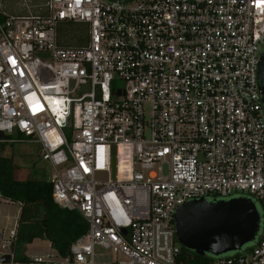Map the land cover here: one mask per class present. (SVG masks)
<instances>
[{
	"label": "built area",
	"instance_id": "obj_1",
	"mask_svg": "<svg viewBox=\"0 0 264 264\" xmlns=\"http://www.w3.org/2000/svg\"><path fill=\"white\" fill-rule=\"evenodd\" d=\"M23 1L0 0V143L38 142L54 201L88 222L67 256L23 263L181 264L180 205L264 208V0ZM64 21L87 23L79 44L61 42ZM262 222L212 264H264ZM17 233L18 218L12 257Z\"/></svg>",
	"mask_w": 264,
	"mask_h": 264
},
{
	"label": "trees",
	"instance_id": "obj_2",
	"mask_svg": "<svg viewBox=\"0 0 264 264\" xmlns=\"http://www.w3.org/2000/svg\"><path fill=\"white\" fill-rule=\"evenodd\" d=\"M87 26V23L64 21L59 27L61 42L66 45L79 44ZM6 143H0V150ZM15 168L13 158L0 151V194L20 204L17 239L13 242V261L31 260L25 246L36 237L49 239L60 256H67L72 242L87 231L88 222L76 209L63 207L54 201L51 179H17ZM261 231L262 228L260 234ZM256 240L245 248L254 246ZM215 257L211 253L200 254L182 246L179 261L181 264H212Z\"/></svg>",
	"mask_w": 264,
	"mask_h": 264
},
{
	"label": "water",
	"instance_id": "obj_3",
	"mask_svg": "<svg viewBox=\"0 0 264 264\" xmlns=\"http://www.w3.org/2000/svg\"><path fill=\"white\" fill-rule=\"evenodd\" d=\"M258 74L264 101V51ZM0 136H4L3 131H0ZM262 218L258 204L251 196H202L186 201L177 209L176 235L186 248L200 254L220 255L241 250L245 244L256 240L263 227ZM0 261L8 263L13 261V257L10 253H3Z\"/></svg>",
	"mask_w": 264,
	"mask_h": 264
},
{
	"label": "rangeland",
	"instance_id": "obj_4",
	"mask_svg": "<svg viewBox=\"0 0 264 264\" xmlns=\"http://www.w3.org/2000/svg\"><path fill=\"white\" fill-rule=\"evenodd\" d=\"M6 8L11 12L25 11V3L23 0H4ZM3 155H7L13 158L16 168L14 175L17 179H50L52 174V167L48 160L43 159L40 151L41 147L38 142L20 140L14 142H7L2 150ZM238 195V194H237ZM261 214H264V208L261 201L255 199ZM20 212L19 202H14L4 198L0 194V232L2 237L0 238V255L4 252V245L7 244V239L10 237L11 229L15 227L17 218ZM263 219V218H262ZM16 238L14 241H16ZM13 241V242H14ZM255 241V240H254ZM254 241H251L244 245L251 246ZM26 253L33 257L36 254H48L54 253L56 257H60L57 251L53 248L51 241L47 238L36 237L31 243L25 246ZM97 252H101L98 258L108 259L109 251L101 246H97ZM228 252V253H233ZM227 254V253H226ZM5 264H26L23 262L11 261Z\"/></svg>",
	"mask_w": 264,
	"mask_h": 264
}]
</instances>
